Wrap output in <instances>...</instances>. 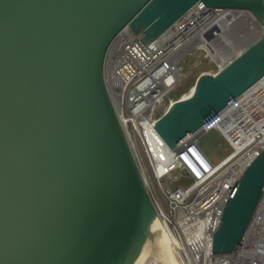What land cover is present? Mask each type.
Listing matches in <instances>:
<instances>
[{
    "label": "water",
    "instance_id": "obj_1",
    "mask_svg": "<svg viewBox=\"0 0 264 264\" xmlns=\"http://www.w3.org/2000/svg\"><path fill=\"white\" fill-rule=\"evenodd\" d=\"M264 0H0V264H147L157 213L105 83L126 27L155 42L195 5ZM264 77V35L157 124L172 150ZM190 145V144H188ZM264 197V150L233 188L213 253L242 242Z\"/></svg>",
    "mask_w": 264,
    "mask_h": 264
},
{
    "label": "built area",
    "instance_id": "obj_2",
    "mask_svg": "<svg viewBox=\"0 0 264 264\" xmlns=\"http://www.w3.org/2000/svg\"><path fill=\"white\" fill-rule=\"evenodd\" d=\"M263 35L264 27L249 10L197 4L155 42L145 45L142 35L128 26L108 49L106 87L179 264H264V197L233 252L214 254L212 248L233 188L264 150V77L177 149H170L156 129L174 103L164 107L181 77L176 66L180 57L204 51L215 64L209 74L216 75ZM224 123L226 129L221 128ZM212 131L231 148L218 164L199 145Z\"/></svg>",
    "mask_w": 264,
    "mask_h": 264
},
{
    "label": "rangeland",
    "instance_id": "obj_3",
    "mask_svg": "<svg viewBox=\"0 0 264 264\" xmlns=\"http://www.w3.org/2000/svg\"><path fill=\"white\" fill-rule=\"evenodd\" d=\"M244 33L246 36L249 35L248 32ZM176 66L180 71L181 77L177 86L165 97L164 107L166 109L170 107L171 102L175 103L188 96L196 86L198 79L202 75H210L209 73L215 69V64L207 57L204 51L200 50L194 51L192 55L187 54L180 57L176 61ZM199 145L214 164H218L231 153V148L217 131H212L202 136L199 140ZM168 181L172 186H179L178 183L174 184L171 179ZM175 258L179 261L177 256Z\"/></svg>",
    "mask_w": 264,
    "mask_h": 264
},
{
    "label": "bare ground",
    "instance_id": "obj_4",
    "mask_svg": "<svg viewBox=\"0 0 264 264\" xmlns=\"http://www.w3.org/2000/svg\"><path fill=\"white\" fill-rule=\"evenodd\" d=\"M234 56L240 57L238 54H235ZM170 61L173 62L171 59ZM194 90L195 87L192 89L191 93L188 96L184 97L182 100H187L191 98V96L194 94ZM227 127H228L227 123H224L221 126L222 129H226ZM153 240L155 243H157L159 250L162 252V259L159 262H156L155 260H151L147 264H179L174 255V251H173L174 243L172 241V238L170 234L167 232L165 226L158 218L153 230Z\"/></svg>",
    "mask_w": 264,
    "mask_h": 264
}]
</instances>
